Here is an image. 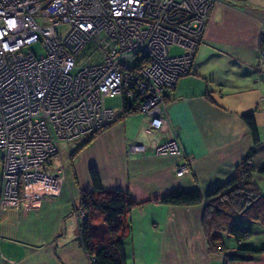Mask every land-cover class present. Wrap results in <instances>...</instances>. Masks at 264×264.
Returning a JSON list of instances; mask_svg holds the SVG:
<instances>
[{
	"label": "crops",
	"instance_id": "0c3cea01",
	"mask_svg": "<svg viewBox=\"0 0 264 264\" xmlns=\"http://www.w3.org/2000/svg\"><path fill=\"white\" fill-rule=\"evenodd\" d=\"M262 46L264 0H215L191 73L179 77L166 95L160 127L152 128L149 116L133 113L113 121L77 153L80 189L91 190L88 170L92 166L104 190L126 192L134 204L125 216L129 222L123 244L126 264H225L222 253L210 255L206 251L201 229L203 202L171 205L153 199L177 187L196 188L205 195L228 180L252 145L240 117L250 111L259 136L251 158V175L264 196V103L259 102L264 96V72L257 69V51ZM211 56H221L225 68L233 69V62L242 68L244 75L234 83L237 86L202 71L198 61L206 64ZM205 89L211 91L213 102L203 96ZM174 137L183 155L152 156L129 149L131 143L151 149ZM185 160L189 171L176 175V165ZM44 187L48 186L40 188ZM50 197H54L52 189L1 212L0 264H90L77 241L76 229L67 234L62 227L44 229L36 224V220L48 222L41 209ZM234 221L250 235L237 242L222 233L226 250L238 245L264 248L261 224L238 216ZM14 247L20 248V254L12 250ZM228 264H264V252Z\"/></svg>",
	"mask_w": 264,
	"mask_h": 264
},
{
	"label": "built area",
	"instance_id": "2783aa9c",
	"mask_svg": "<svg viewBox=\"0 0 264 264\" xmlns=\"http://www.w3.org/2000/svg\"><path fill=\"white\" fill-rule=\"evenodd\" d=\"M213 2L0 0L2 202L38 196L37 182L49 186L55 180L46 165L58 141L86 136L113 119L105 97L136 91L139 112L150 117L151 127H160L162 96L188 73ZM35 43L42 53L30 49ZM172 45L181 53L170 54ZM86 48L89 53L78 62ZM259 52L264 67V50ZM129 149L183 155L175 138L151 149L131 143ZM175 170L178 176L189 171L186 162Z\"/></svg>",
	"mask_w": 264,
	"mask_h": 264
},
{
	"label": "trees",
	"instance_id": "16d2710c",
	"mask_svg": "<svg viewBox=\"0 0 264 264\" xmlns=\"http://www.w3.org/2000/svg\"><path fill=\"white\" fill-rule=\"evenodd\" d=\"M236 1L230 0V2ZM201 40L202 38L196 46L188 74L191 73L197 47ZM171 47L177 46L172 45ZM177 48L182 51L181 48ZM261 48H264V46ZM257 69L259 68L257 67ZM203 96L213 102L209 89L204 90ZM139 97L136 91H133L128 97L120 95V114L116 115L109 123L86 135L88 137L78 144L72 151L71 156L79 152L98 132L102 131L113 121L138 113ZM161 116H163V113ZM240 117L248 128L252 145L236 163L234 173L228 180L222 184L215 185L205 195H201L196 188L183 190L177 187L173 191L153 199V202L171 205H191L203 202L201 229L206 251L210 255L222 253L225 264L236 260H249L264 252V248H247L239 245L232 250H226L221 241L222 233L234 238L237 242L245 240L250 235L248 230L242 228L234 221L235 216L258 222L264 227V196L251 175L253 171L251 158L254 154L255 146L259 142L257 126L252 111L241 113ZM176 141L178 142L177 139ZM50 161L46 165V169H48ZM177 165H180V163ZM88 173L92 187L91 190L80 189L79 191L78 205L79 209L83 211V215L80 217L81 219L76 218L78 227L77 241L89 257L90 264H126L123 244L126 237V229L127 227L129 228V222L125 221V216L134 204L131 203L126 192L104 190L92 166L89 168ZM261 173H264V170ZM96 214L101 216V221L98 223H95L93 218Z\"/></svg>",
	"mask_w": 264,
	"mask_h": 264
},
{
	"label": "rangeland",
	"instance_id": "374dc122",
	"mask_svg": "<svg viewBox=\"0 0 264 264\" xmlns=\"http://www.w3.org/2000/svg\"><path fill=\"white\" fill-rule=\"evenodd\" d=\"M206 21H205V24H206ZM204 28H205V25L203 26V31H204ZM61 30L65 31L66 27H61ZM44 36L47 37V35H44ZM69 43H73V42H69ZM30 49H32V51L35 54L42 53V49L40 48V46L36 44H33L32 46H30ZM261 49L264 50V48H261ZM261 49L257 51L258 54H260L259 51ZM180 52L181 51L177 47H170L169 49V53L171 54H177ZM88 53H89V49L88 48L84 49V51L81 52L78 56V62H81ZM212 57L213 56H211L210 60L206 64L203 63L202 61H198L200 62L202 71L206 73H212L213 76L217 78L220 82L233 83L234 86H237L234 83L236 81H239L238 78L240 76L244 75V71L242 70V68L234 62L231 64V65H235L233 69L225 68L222 62L223 60H220L221 56L219 57L217 56L213 58ZM224 57H225L224 61H228V58H226V56ZM257 67L259 68L260 71L264 72V67L262 63L260 67L259 62L257 61ZM184 75H181L179 77H182ZM165 90L166 92L168 91V89H165ZM162 98L164 99V103H165V96H162ZM163 99L160 105L162 104ZM259 102L264 103V96L259 98ZM103 105L104 107L110 108L113 110L114 117L116 115H119L120 114V107H119L120 106V95H115L113 97H105L103 99ZM161 118L163 121V117ZM87 137L88 136H84V138L80 137L78 139H74L71 141H64V140L59 141L58 146H57L58 147L57 155L51 159L50 161L51 163L48 165V169H46L47 173L55 174V180L52 181L48 187H44V188H40V187H43L46 185H43L39 182L36 183V188H37V191L39 192V195L48 194V192H50L51 189L54 195V197H50V200L46 204H44V206L41 209L43 212H45L46 219H48V222L47 221L42 222L40 220L38 221L36 220V224L39 225L40 227L44 226V229L45 227L57 226L59 228L62 227L61 228L62 231L63 232L66 231L67 234H70L71 231L75 229H76V232H78L76 218L79 219L81 217V210L79 209V205H78L80 187L78 186L77 182H79V178L77 176V171H76V166H75L76 163L78 162V157H77L78 152L73 154V156H71V153L78 146V144ZM178 144H179V141H178ZM166 155H171V154H166ZM173 155H176V154L173 153ZM157 156H163V155H157ZM185 162L187 163L188 169H189L188 161L185 160ZM1 173L2 172L0 168V180H1ZM175 174H176V170H175ZM5 179H9V177H5ZM43 189L47 191H44ZM23 192H25L24 187L18 190V195L23 196L24 195ZM74 197H75V200H74ZM24 200H27V199H23L22 201ZM20 202H18L17 204L8 205V206H17L20 204ZM5 204H6L5 201L2 202V197L0 193V214L6 207H8ZM93 218H94L95 223H98L101 221V216L99 214L94 215ZM12 250L16 254H20L19 252L20 248L14 247Z\"/></svg>",
	"mask_w": 264,
	"mask_h": 264
},
{
	"label": "water",
	"instance_id": "95a60500",
	"mask_svg": "<svg viewBox=\"0 0 264 264\" xmlns=\"http://www.w3.org/2000/svg\"><path fill=\"white\" fill-rule=\"evenodd\" d=\"M140 144V143H139Z\"/></svg>",
	"mask_w": 264,
	"mask_h": 264
}]
</instances>
